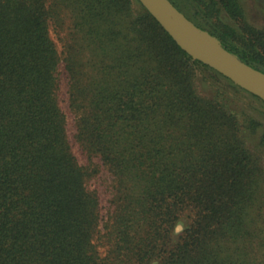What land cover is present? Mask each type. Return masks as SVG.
<instances>
[{"label": "trees", "instance_id": "1", "mask_svg": "<svg viewBox=\"0 0 264 264\" xmlns=\"http://www.w3.org/2000/svg\"><path fill=\"white\" fill-rule=\"evenodd\" d=\"M169 1L264 72V29L238 0ZM60 63L73 140L110 175L103 223ZM200 68L219 73L139 0H0V264H264L258 122L201 94Z\"/></svg>", "mask_w": 264, "mask_h": 264}, {"label": "rangeland", "instance_id": "2", "mask_svg": "<svg viewBox=\"0 0 264 264\" xmlns=\"http://www.w3.org/2000/svg\"><path fill=\"white\" fill-rule=\"evenodd\" d=\"M185 1L187 2L186 4L187 9L189 8V13L192 14L194 9L190 8L191 4L188 0ZM238 2L248 23L258 29H264V0H238ZM220 15L226 23L236 27V22L233 21L224 10L221 11ZM50 33L60 51L63 43L61 38L64 35L62 27L58 26L55 29L52 25L50 27ZM58 77L60 79L58 97L61 107L67 114V130L72 143V149L80 163L89 165L92 175L88 179V186L90 189H95L98 192L100 214L103 217V223L110 207V175L107 170L100 165L98 159H89L86 157L74 142L73 116L67 111L66 106L67 85L63 63L59 64ZM197 87L199 92L203 95L221 94V96L240 114L241 117L249 116V118L255 119L258 122V126L254 132H251L250 130L246 131V141L249 148L260 155L264 163V142H261V138L264 135V100L258 95L236 84L227 76L221 73L215 74L211 70L205 68L199 69ZM99 249L104 252V245H99Z\"/></svg>", "mask_w": 264, "mask_h": 264}, {"label": "water", "instance_id": "3", "mask_svg": "<svg viewBox=\"0 0 264 264\" xmlns=\"http://www.w3.org/2000/svg\"><path fill=\"white\" fill-rule=\"evenodd\" d=\"M157 19L161 26L172 36L176 43L193 59L199 60L219 73L227 76L236 84L258 95L264 100V72L221 45L219 40L206 30L197 27L187 19L169 0H139ZM171 10L181 15L190 25L212 39L211 46L198 44L174 21Z\"/></svg>", "mask_w": 264, "mask_h": 264}, {"label": "bare ground", "instance_id": "4", "mask_svg": "<svg viewBox=\"0 0 264 264\" xmlns=\"http://www.w3.org/2000/svg\"><path fill=\"white\" fill-rule=\"evenodd\" d=\"M171 15L178 26L181 27L187 33V35L193 38L198 44L203 46H211L213 42L208 35L201 31L195 30L188 21L172 10Z\"/></svg>", "mask_w": 264, "mask_h": 264}]
</instances>
